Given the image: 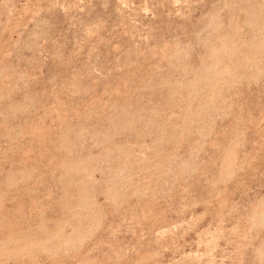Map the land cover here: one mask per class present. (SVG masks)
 <instances>
[{"label":"rangeland","instance_id":"obj_1","mask_svg":"<svg viewBox=\"0 0 264 264\" xmlns=\"http://www.w3.org/2000/svg\"><path fill=\"white\" fill-rule=\"evenodd\" d=\"M0 264H264V0H0Z\"/></svg>","mask_w":264,"mask_h":264}]
</instances>
